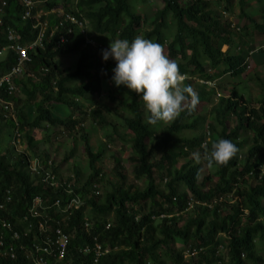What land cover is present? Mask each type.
<instances>
[{
    "label": "trees",
    "instance_id": "obj_1",
    "mask_svg": "<svg viewBox=\"0 0 264 264\" xmlns=\"http://www.w3.org/2000/svg\"><path fill=\"white\" fill-rule=\"evenodd\" d=\"M160 1L162 8L149 21L147 15L132 9L130 0H79L74 9L68 10L86 18L91 32L105 35L107 44L93 47L74 35L72 44L57 48L60 33H56L52 38L46 36L44 49L30 52L29 70L34 77L26 75L16 79V83L22 85L23 96L6 97L2 92L5 98L15 102V114H6L0 107V141L2 132L9 131L10 127L13 131L12 143L7 142L3 150L0 148V202L8 192L12 196L4 217L19 228L18 218L27 213L35 197H41L65 231L73 235L67 255L72 264H93L92 254L83 255L77 250L79 246L91 243L93 236L98 237L103 247L110 248L101 258V264H215L218 259L216 237L221 232L231 234L230 260L226 264H264L258 254L264 250V174L261 176L264 172V97L255 105V101L247 99L237 86L228 96H221L210 110L222 127L220 131L205 115L198 113L199 103L194 107L189 103L175 121L151 126L138 95L123 86H114L111 69L115 62L111 58L104 61L101 54L110 41H131L139 35L159 43L169 59L176 61L182 74L207 80L226 75L241 82L245 80L250 52L240 48L233 52L232 47L239 40L233 39L230 25L225 24L221 13L213 8L225 3L226 10H231L237 2L240 17L248 19V25H252H244L241 31L244 34L255 31L264 37V2L259 0L262 4L251 14L247 8L251 9L253 0H236L235 3L234 0H188L185 4L180 0ZM7 2L5 25L27 34L31 23L22 22L19 17L26 9L17 0ZM258 15L261 21L256 20ZM54 22L51 21V27ZM1 30L0 27V48L7 43ZM225 45L229 46L227 51H223ZM77 52L80 56L76 69L60 75L56 59ZM257 52L258 61L264 63V50ZM15 61V55L0 56V76ZM206 61L210 70L217 73L207 70ZM45 68L47 71L43 70ZM255 79L261 80L259 76ZM102 80L107 84L106 103L101 108L88 110L84 104H97ZM184 84L192 88L191 82ZM197 94L199 102L204 100V91L199 90ZM39 96L40 100H37ZM58 106L68 108L67 119L56 114ZM87 117L94 125L111 127L106 134L109 141L113 142L118 136L123 146H130L129 160L135 167V176L143 179V187L134 183L126 185V176L118 172L122 182L111 183L101 192L100 183L105 181L99 163L106 144L95 149L90 132L80 126ZM58 126H62L74 142L69 155L60 166H55L54 160L53 164L48 163L50 158L45 153L37 154V144L31 134L36 129ZM206 128L211 132V139L205 148L202 144L207 136ZM77 131L80 132L79 139L75 136ZM18 133L20 138H27L32 153L23 151L12 157L15 149H10L9 145L15 146L13 141ZM56 134L51 135L56 137ZM221 138L232 141L238 152L226 166H217L216 181L210 176L200 181V165L196 158L208 154L211 143ZM79 140L85 145L90 173L84 178L80 167L74 165V178L65 180L58 174L59 168L74 158ZM32 157H40L42 163L52 169L59 183L56 187L41 183L39 178L30 175L28 165ZM115 161L117 168H121V158L115 157ZM157 170L165 171L166 177L170 178L167 181L165 177L166 190L160 188L155 177ZM67 183L72 184L73 193L65 189ZM188 191L208 204L217 202L220 197L227 200L186 211ZM76 196L81 200L80 207L65 211L69 201ZM230 200L234 201L229 203ZM57 201L59 207L54 205ZM85 217L92 221L89 230L84 227ZM107 224H110L108 229ZM30 239L24 241L27 243ZM190 246L207 247L208 255L186 260L182 250ZM0 264L28 263L19 257L0 256Z\"/></svg>",
    "mask_w": 264,
    "mask_h": 264
},
{
    "label": "clouds",
    "instance_id": "obj_2",
    "mask_svg": "<svg viewBox=\"0 0 264 264\" xmlns=\"http://www.w3.org/2000/svg\"><path fill=\"white\" fill-rule=\"evenodd\" d=\"M17 1L24 7V9H26V7L22 4L20 0ZM54 1H56V3H54ZM78 1L79 0H36L34 6L30 9L31 10L30 17H28L27 19L22 18V13H24L26 10L22 11V13H19L20 15L19 17L22 22L31 23L30 29L28 30L27 34H23V31L22 32L19 31L16 27H13L11 25H5L4 17L6 16V7L8 2L7 0H1L0 27L2 28L1 31L7 37V43L3 45L0 48V50L6 47L7 45L13 43V41H10L8 38V34H7L8 27L13 28L18 33V35L21 36L20 39L18 40L21 46H29L30 44L34 43L39 38L40 35H42V44L37 45L32 49H29L28 50L29 57H30V52L35 53L38 51V49L45 48L46 36L49 35V37L52 38L56 35V33H60L58 34L57 37V42H56L57 48H60L61 46L67 45L69 43L72 44L74 40V35L82 37L84 39L85 44L92 45L90 43H87L86 37L81 33L78 24L70 21V19H67V15H72L74 16V18L86 22L87 36L93 39L95 42H97L96 41L97 35L91 32L87 19L83 18L81 15L79 16L76 15V13H73L72 10H68L69 8L74 9ZM222 14H221L222 18L223 17L229 18L230 14L227 12L226 9L222 11ZM53 20L55 22L54 25L51 27V21ZM227 24L231 26L233 31L240 33V31L242 30V28L239 27L237 24L235 25L234 22L231 23L227 22ZM49 29H51V31L48 33ZM26 38H28V40ZM92 46L99 47L101 46V43L100 44L97 43L96 46L94 45ZM257 50H264V47L260 46L255 50H250L249 51L250 55L255 54ZM101 54H102V59L104 61H107L109 60V58H111L115 62V66L111 69L112 71L111 81L114 84V86L116 87L123 86L126 89L138 95L140 100H142L143 102L144 109L147 112V123L151 126H156L158 124L175 121L181 115V113L185 111V105L186 102L188 101H190V104L193 107L199 103V96L192 90L193 86L191 88V86L184 84V82L189 81L191 82V85L194 83H199L201 86L208 85L211 87V90L213 89L217 90L216 79L207 80L203 78H196V77L193 78L188 74H182L179 71L176 61L169 59V57L164 54L163 48L159 43L153 42L152 40L143 38L142 36L139 35L135 36L131 41H129L128 39L112 40L110 41L107 48L101 50ZM6 55L7 56L15 55L17 61V56L14 51L8 50L0 54V56H6ZM250 55L248 56L246 61L248 64L247 71L248 69L249 70L251 69V64L249 63V61L251 60ZM30 63H31V57H30V62L26 66V71L22 76H20L21 78H23L26 75L34 77V74L29 70ZM11 67L9 68V70L11 69ZM43 70L47 71L46 68ZM17 86H18V91H16L12 95L17 97H22L23 96L22 85L17 84ZM2 92L5 93L4 89L2 90ZM5 96L8 97L9 95L6 94ZM3 98L9 99V98H5L4 96ZM9 100L12 102L14 106L13 114H15V102L11 99ZM6 114L9 113L6 112ZM37 130L38 129H36L35 131ZM206 135H207L206 139L202 144V146L205 148L207 147V144L210 142L211 139V132L207 131V128H206ZM16 141L20 142V135L18 137V134L16 137H14L13 142L15 146H17ZM237 152H238V148L232 141L224 138L218 139L211 143L210 150L206 156L207 164L209 167L226 166L236 156ZM48 161H51V164H53V159L50 158ZM56 164L57 163H55V166ZM28 171H29V167H28ZM263 174L264 172H262L261 176ZM30 175L36 176V178H39L41 183H44L49 186V184L44 182L39 175L37 174L33 175L31 173ZM69 177L74 178V174L70 175ZM69 177L65 178V180H68ZM188 195H189V200L186 211H190V210L192 211L194 207L199 205L211 206L216 203L217 204L219 203V202L214 203L215 200L211 204L210 203L208 204V202L205 201H200L189 191H188ZM191 199L194 201V203L196 202L195 204H193L192 207H190L189 204ZM218 199L219 198H217V200ZM224 199H225L224 201L227 200L226 198ZM233 201L234 200H230L229 203ZM220 234H226L227 237H224L223 235ZM230 240H231V234L227 232L218 233L216 237V250H215L218 259L215 264H219V261H221L220 264H226L227 261L230 260L229 257ZM220 244H222L224 248L221 250V252H218ZM195 247H191V248H195ZM187 248L182 250L183 256ZM200 248H203V251L199 254L198 257H196L197 259H199L202 254L205 256L208 255L207 247L202 246ZM225 253H227L229 257L227 261H226V257L224 256ZM148 264H150V262H148Z\"/></svg>",
    "mask_w": 264,
    "mask_h": 264
},
{
    "label": "rangeland",
    "instance_id": "obj_3",
    "mask_svg": "<svg viewBox=\"0 0 264 264\" xmlns=\"http://www.w3.org/2000/svg\"><path fill=\"white\" fill-rule=\"evenodd\" d=\"M206 1V0H205ZM236 0H234L235 3ZM132 9L138 11L141 13V15H147L148 20L151 21L154 18V15L157 10H160L163 6L160 0H130ZM181 3L185 4L188 2V0H180ZM264 2V0H263ZM253 6L251 9L247 8V12L253 14L251 11L255 10L256 8L260 7V4H262L259 0H253ZM216 12H220L222 14V11L226 9L225 3H223L221 6H214ZM227 12L230 14L229 18H224L225 24L227 22H234L235 25L237 24L239 27L243 28L244 25H248L249 21L246 18L240 17V12L237 9V2L233 6L231 10H227ZM223 15V14H222ZM256 20L261 21L259 15L256 17ZM252 25H248V27H251ZM146 27V25H145ZM174 30V29H173ZM231 33L233 35V39H238L239 43H235L233 45V52L240 49H246L247 51L255 50L259 48L260 46L264 47V37L256 33L255 31L252 34H244L243 31L236 32L232 31V28L230 26ZM174 33V31H173ZM96 43H105L104 46L107 44L108 40L107 37L104 35H97L96 36ZM228 46L223 47V51H226ZM164 54L167 55L165 52V49L163 50ZM258 52L255 54L250 55L251 60L249 63L251 64V69L247 71L245 74V80H242L240 82V79L238 78H230L224 75L222 78L216 79V88L217 90L213 89L211 90V87L208 85L201 86L199 83L192 84L193 91L197 94L199 90L204 91V100H201L198 104L197 111L198 113L205 115L208 119L209 123L216 127L218 131L222 129L220 124L217 122V120L212 116L211 109L216 103L218 102V99L222 96H228L231 92L232 88L237 86L239 90H241L243 93H245V96L247 99H250L252 101H255L254 104L258 105L257 100L264 97V85H262V81H264V63L258 61ZM263 54V53H262ZM80 56V52L77 53H71L68 55H61L59 56L57 60V64L59 65L60 69V75H65L67 72H72L76 69L77 61ZM204 59V58H203ZM253 60V61H252ZM205 65L207 67L208 71L210 70L209 62H205ZM211 73H217V71H211ZM101 78L103 79L104 73L101 71L100 73ZM256 76L260 77V81L256 80ZM103 81L102 86V92L99 96H96L97 98V104L94 106V104L88 102L85 103V107L88 108V110L92 108H101L103 107V104L106 103L107 99V84L106 81ZM238 82V83H237ZM237 83V84H236ZM220 94V95H218ZM40 97L37 98V100H40ZM190 103V101L186 102L185 107ZM56 114H59V116L67 119L68 115L70 114V111L67 107L64 106H58L56 107ZM58 111H61L60 113ZM80 118V115H78ZM232 121L235 122V118H232ZM233 125V123H232ZM79 126V125H78ZM77 126V127H78ZM80 126L85 127L90 132V138L91 141L94 143L95 149H98V147H101L104 144H106V148L103 149L102 157L100 159V167L103 168V179L104 183H100V189L101 192L106 191L109 187V184H117L121 183L122 180H120V176L117 174L118 172H122L126 176L125 184H136L139 187H143L144 181L143 179H138L135 176V167L133 166L132 162L129 160V157L131 155V148L130 146H123L122 143L119 141L118 136H115L113 138V142L108 140V137L106 136L107 132L110 131L109 126L107 127H101L99 125H94L89 117H87L84 120V123H82ZM47 127V126H43ZM76 127V129H78ZM10 130H6L2 132L1 134V141H0V148L3 150L7 146V142L12 143L13 139V131L12 128H9ZM209 131V129H207ZM53 132H57L56 137L52 136L51 134ZM121 133H124V131H121ZM74 134V133H73ZM52 136V137H51ZM75 136L79 139L80 132L77 131L75 133ZM31 137L34 139V142L37 144V154L45 153L48 158L53 159L59 166L61 162L64 160L65 157L69 155L70 150L72 149V143L74 142L72 137L67 133V131L62 128V126H58L56 128L50 129L47 128V130H37L35 133L31 134ZM55 138V139H54ZM20 142L16 141L17 146L11 147L9 145L10 149H15L11 153V156L14 157L15 154L23 151H27L28 153L31 151L29 147V143L26 137H21ZM12 145V144H11ZM78 148L76 150V153L74 155V158H72L69 162H67L63 167L59 168V173L62 178H67L70 175H72L73 167L74 165H77L80 167V171L82 173V176L86 178L89 173V165H88V159L87 154L85 152V145L82 140H79ZM251 145V142H250ZM244 155V153H242ZM205 155H198L196 158L197 163L200 165V175L199 179L200 181L204 179L206 176H210L213 181L217 180V166L209 167L206 161ZM115 157L121 158V168H117V164L115 161ZM155 177L157 178L158 182L160 183V188L167 189V184L165 183V171H159L157 170L155 173ZM167 181L170 180L169 177H166ZM184 221V220H183ZM183 221H181V225L183 224ZM227 252V251H226ZM258 254L264 261V250L261 249ZM226 257V261L228 260L227 253L224 254Z\"/></svg>",
    "mask_w": 264,
    "mask_h": 264
},
{
    "label": "built area",
    "instance_id": "obj_4",
    "mask_svg": "<svg viewBox=\"0 0 264 264\" xmlns=\"http://www.w3.org/2000/svg\"><path fill=\"white\" fill-rule=\"evenodd\" d=\"M20 1L26 7V11L22 13V18L27 19L31 16L30 9L34 6L36 0ZM67 19L78 24L81 33L86 37L87 43L94 46L97 45L93 39L87 36L86 22L80 21L72 15H67ZM7 34L9 40L13 41V43L2 48L0 54L12 50L16 53L17 61L7 73L0 77V107L7 113L13 114L14 106L12 102L9 99H4L1 92L4 89L7 95H12L18 91L16 79L24 74L26 66L30 62L28 50L42 44V35L29 46H21L18 42L21 36L18 35L13 28L8 27ZM48 163L51 164V161H48ZM29 171L33 175H39L49 186H56L59 184L56 180L55 173H53L51 169H48L40 158L35 157L31 159ZM67 184L68 187H65V189L73 193L71 188L72 184ZM11 200L12 196L10 192H8L3 202H0V222L2 223V230L0 232V256L2 258L11 259L19 257V259L27 261L28 264H72L73 261L70 257L68 258L67 255L73 235L70 232H66L61 226L60 221L50 213V206H48L41 197H35L27 213L18 218L20 227L16 228V224L13 225L4 217V210H6ZM224 200L223 197H220L217 202H222ZM80 203L81 200L77 196L76 198H72L67 204L65 211H71L74 207L79 208ZM195 203L191 199L189 202L190 207ZM54 205L59 207L60 204L57 201ZM92 226V222L85 217L84 227L86 230L91 229ZM105 227L108 229L110 224H107ZM220 235L227 237L226 234ZM30 237V241L26 243L24 240H29ZM223 248V245L220 244L218 252H221ZM77 250L83 255L92 254L93 264H101V258L110 251V248L103 247L98 237L93 236L91 243L81 245ZM202 251L203 248L188 247L184 252V257L186 259L196 258ZM220 263L221 261H219V264Z\"/></svg>",
    "mask_w": 264,
    "mask_h": 264
}]
</instances>
